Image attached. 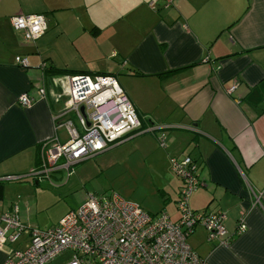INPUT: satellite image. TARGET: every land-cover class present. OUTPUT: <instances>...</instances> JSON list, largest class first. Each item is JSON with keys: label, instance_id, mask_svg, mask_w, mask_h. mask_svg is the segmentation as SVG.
<instances>
[{"label": "crops", "instance_id": "0c3cea01", "mask_svg": "<svg viewBox=\"0 0 264 264\" xmlns=\"http://www.w3.org/2000/svg\"><path fill=\"white\" fill-rule=\"evenodd\" d=\"M4 1L0 215L16 206L26 230L16 244L0 247V264L9 248L24 247L27 229L37 227L23 222L41 184L29 172L38 166L43 141L68 139L56 124L73 119L72 113L56 116L67 98V77L75 74L113 75L141 123L140 131L102 154L100 165L120 158L129 167L149 169L167 208L178 212L182 181L169 158L190 156L201 184L189 207L224 213L231 238L223 246L196 228L189 246L209 264H264V0H173L168 7L165 0H17L15 7ZM19 13L43 14L44 34L25 41L10 23ZM16 56L26 57L28 67L17 65ZM24 92L34 97L29 107L18 102ZM151 126L166 127L144 131ZM162 133L165 147L158 144ZM63 177L62 171L51 176L59 186ZM243 216L245 229L237 233Z\"/></svg>", "mask_w": 264, "mask_h": 264}, {"label": "built area", "instance_id": "2783aa9c", "mask_svg": "<svg viewBox=\"0 0 264 264\" xmlns=\"http://www.w3.org/2000/svg\"><path fill=\"white\" fill-rule=\"evenodd\" d=\"M172 1L165 0L164 6H170ZM150 6L154 8V2ZM10 23L29 42L46 30L41 13L15 14ZM15 62L22 68L28 67L24 56H16ZM67 78V98L56 117L72 113L73 119H63L56 126L66 129L68 139L60 142L53 135L40 144L38 166L29 172L34 178L50 180L53 173L62 171L67 180L75 164L106 151L124 135L141 129L131 102L113 75L75 74ZM234 88L233 84L228 93ZM36 94L43 98L44 88L37 89ZM18 102L29 107L34 97L24 92ZM164 127L151 126L144 131ZM158 144L165 147L164 133L158 137ZM169 166L182 181L176 203L177 220H171L165 211L150 215L115 193L87 194L55 226L27 229V243L22 248H9L2 264H47L64 251L71 253L65 264H209L192 250L187 238L201 225L209 241L228 246L231 236L224 224L225 215L221 211L198 212L189 207L191 193L201 184L197 165L190 156L170 157ZM0 221V247L17 243L26 230L19 221L17 207L11 214L0 215ZM244 229L243 216L236 232Z\"/></svg>", "mask_w": 264, "mask_h": 264}, {"label": "rangeland", "instance_id": "374dc122", "mask_svg": "<svg viewBox=\"0 0 264 264\" xmlns=\"http://www.w3.org/2000/svg\"><path fill=\"white\" fill-rule=\"evenodd\" d=\"M13 1L14 7L17 6V0ZM1 3L5 4V1L3 0ZM111 149L75 164L73 173L69 176L70 179H67L66 183H64V177V180H60L64 183L61 186L53 178H50V180L41 179L39 190H37V198L34 204L29 206L28 215L25 212L23 222L42 229L53 227L68 211L77 208L87 194L92 193L95 195L115 193L136 203L149 214L165 211L174 220L173 218L177 217L178 212L175 211L174 206L167 208L168 203L165 204L159 195L157 185H155V175L149 169L129 167L120 158L107 159L105 165H100L102 154ZM80 167L81 170L85 169L83 175L77 173L79 178L82 175V180L75 173ZM196 228H203L207 235V231L203 226L197 225ZM70 257L71 253L64 251L49 264H65Z\"/></svg>", "mask_w": 264, "mask_h": 264}, {"label": "trees", "instance_id": "16d2710c", "mask_svg": "<svg viewBox=\"0 0 264 264\" xmlns=\"http://www.w3.org/2000/svg\"><path fill=\"white\" fill-rule=\"evenodd\" d=\"M61 72H62V73H67L68 71H67V70H62ZM37 163H39V159H38ZM1 183H3V182L0 181V184H1Z\"/></svg>", "mask_w": 264, "mask_h": 264}, {"label": "water", "instance_id": "95a60500", "mask_svg": "<svg viewBox=\"0 0 264 264\" xmlns=\"http://www.w3.org/2000/svg\"><path fill=\"white\" fill-rule=\"evenodd\" d=\"M81 111H83V108H81Z\"/></svg>", "mask_w": 264, "mask_h": 264}]
</instances>
